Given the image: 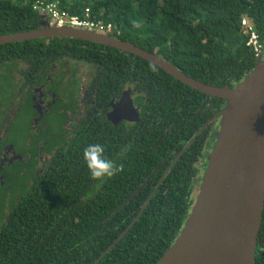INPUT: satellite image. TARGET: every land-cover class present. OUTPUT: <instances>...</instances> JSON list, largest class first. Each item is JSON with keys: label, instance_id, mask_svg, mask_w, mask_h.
Segmentation results:
<instances>
[{"label": "trees", "instance_id": "trees-1", "mask_svg": "<svg viewBox=\"0 0 264 264\" xmlns=\"http://www.w3.org/2000/svg\"><path fill=\"white\" fill-rule=\"evenodd\" d=\"M35 1L0 0V34L50 25L33 7ZM45 1H58L59 8L70 13L88 7L95 18L112 23L105 34L156 52L189 76L217 86L237 85L256 66V53L241 26L243 16L250 18L264 43V0ZM18 59L32 67L54 61L60 69L57 79L70 71L74 76L75 66L66 65L67 59L89 62L99 68L102 83L139 84L151 88L156 99L165 90L170 96L182 92L180 99L189 109L208 96L140 56L96 41L49 36L0 44V66ZM209 99L215 105L225 101ZM180 121L167 130L164 152L170 156L184 148L195 131ZM101 126L85 134V141H96L80 148L78 141L39 177L28 171L22 175L18 165L0 171V264H93L105 252L96 264H156L170 248L195 199L190 165L197 139L162 178L169 161L156 167L160 159L153 161L158 148L152 141H135L132 155L116 163L118 133ZM89 144L102 145L105 156L119 166L103 182L92 180L85 166L83 149ZM29 177L33 185L27 183ZM257 241L255 264H264V208Z\"/></svg>", "mask_w": 264, "mask_h": 264}, {"label": "flooded vegetation", "instance_id": "flooded-vegetation-1", "mask_svg": "<svg viewBox=\"0 0 264 264\" xmlns=\"http://www.w3.org/2000/svg\"><path fill=\"white\" fill-rule=\"evenodd\" d=\"M45 63L32 67L18 59L0 66V171L6 166L18 165L22 175L28 171L31 176L39 177L56 157L61 153L68 154L78 141L79 148L96 141L97 138L85 141V134L99 129L103 123L101 130L113 128L118 133L114 140L116 163L121 162L124 155H132L135 141L150 140L154 149L158 148L157 153L152 155L153 161L160 159L156 167L161 165L158 168L161 169L169 161L162 178L197 139L190 165L197 195L208 167L209 155L217 141L223 118L219 113L226 101L215 105L210 96H206L199 102L191 103L189 109L188 103L184 104V99H180L182 92L170 96L165 90L156 99L151 88L139 84L120 85L118 80L102 83L97 73L99 68L89 62L67 59L66 65L71 63L75 66V74L72 76L70 71L60 79H57L60 72L57 63ZM126 90H130L138 110L136 121L120 119L116 112ZM151 101L155 104L151 105ZM113 112L116 115L114 120H110L108 116ZM180 120H186L189 130L195 128V131L184 148L170 156L171 152H164L167 130L180 124ZM122 133L126 135L124 138ZM124 144H127L126 148L122 147ZM2 176L0 172V184ZM30 177L27 183L33 185L34 180Z\"/></svg>", "mask_w": 264, "mask_h": 264}, {"label": "water", "instance_id": "water-1", "mask_svg": "<svg viewBox=\"0 0 264 264\" xmlns=\"http://www.w3.org/2000/svg\"><path fill=\"white\" fill-rule=\"evenodd\" d=\"M41 24L45 25L43 19ZM49 36L96 41L131 52L188 86L208 96L225 99L219 113L223 118L217 141L192 208L179 235L156 264H255L264 208L263 54L257 55L256 66L237 85L227 87L195 79L158 53L132 42L90 29L59 26L54 21L33 30L0 34V44ZM129 91L124 92L116 112L120 119L136 121L138 110ZM116 112L108 116L110 120H114ZM139 189L136 188L121 206Z\"/></svg>", "mask_w": 264, "mask_h": 264}, {"label": "built area", "instance_id": "built-area-1", "mask_svg": "<svg viewBox=\"0 0 264 264\" xmlns=\"http://www.w3.org/2000/svg\"><path fill=\"white\" fill-rule=\"evenodd\" d=\"M39 9L49 21H54L59 26H73L77 28L90 29L96 32L104 33L112 30V23H105L91 14L90 8H85L80 13H70L67 10H61L58 1L36 0L33 5ZM243 33H248L247 44L252 47L253 51L258 54L264 53V43L260 40L258 33L253 30V23L248 16L241 18Z\"/></svg>", "mask_w": 264, "mask_h": 264}, {"label": "clouds", "instance_id": "clouds-1", "mask_svg": "<svg viewBox=\"0 0 264 264\" xmlns=\"http://www.w3.org/2000/svg\"><path fill=\"white\" fill-rule=\"evenodd\" d=\"M83 160L90 178L103 182L112 177L120 169L112 160L105 156V149L100 144H89L83 149Z\"/></svg>", "mask_w": 264, "mask_h": 264}, {"label": "rangeland", "instance_id": "rangeland-1", "mask_svg": "<svg viewBox=\"0 0 264 264\" xmlns=\"http://www.w3.org/2000/svg\"><path fill=\"white\" fill-rule=\"evenodd\" d=\"M45 17V16H44ZM263 57H264V53H263ZM81 73H82V71H81ZM194 196L196 195V191L194 192V194H193ZM8 205V203L6 204V206Z\"/></svg>", "mask_w": 264, "mask_h": 264}]
</instances>
